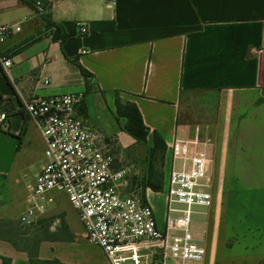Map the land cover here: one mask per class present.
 <instances>
[{"label": "crops", "instance_id": "obj_1", "mask_svg": "<svg viewBox=\"0 0 264 264\" xmlns=\"http://www.w3.org/2000/svg\"><path fill=\"white\" fill-rule=\"evenodd\" d=\"M0 24L20 27L0 45L13 61L7 74L0 69V95L16 110L0 127V219L11 200L9 176L32 134L44 149L23 102L81 93L77 114L111 143L113 168L127 171L115 162L137 142L120 137L125 119L117 115L115 99L121 97L137 108L149 129L147 140L156 132L166 146L163 189L173 137L210 140L205 166L210 205L196 211L191 226L205 251L203 264L211 260L208 220L217 221L224 240L234 238L233 260L264 261V0H116L114 6L106 0H49L45 14L25 0H0ZM93 103L109 110L117 129L97 121ZM40 157L24 186L25 199L43 152ZM163 189L146 193L160 228ZM40 246L37 258L48 261ZM0 257L29 264L26 252L1 240Z\"/></svg>", "mask_w": 264, "mask_h": 264}, {"label": "built area", "instance_id": "obj_2", "mask_svg": "<svg viewBox=\"0 0 264 264\" xmlns=\"http://www.w3.org/2000/svg\"><path fill=\"white\" fill-rule=\"evenodd\" d=\"M106 2L116 4V0ZM33 6L41 14L47 12L40 1ZM78 28L81 34L86 32L83 24ZM19 31L18 25L0 24V45ZM12 66V59L0 52V69L7 74ZM82 101L81 93L71 92L23 102L43 141L44 162L28 187L18 224L27 227L42 220L55 191L66 196L84 239L102 251L108 264H202L205 251L194 239L191 224L195 209L210 205L205 172L210 140L173 137L167 150L170 169L160 228L148 202L123 194L126 171L113 168L111 143H105L77 114ZM4 121L5 113L0 111V127Z\"/></svg>", "mask_w": 264, "mask_h": 264}, {"label": "rangeland", "instance_id": "obj_3", "mask_svg": "<svg viewBox=\"0 0 264 264\" xmlns=\"http://www.w3.org/2000/svg\"><path fill=\"white\" fill-rule=\"evenodd\" d=\"M117 99L122 103L124 102L121 97H117ZM92 108L94 111L93 114L99 118L97 121L101 125L109 127L113 123L114 127L117 129L116 122H110V113L106 107L102 108L99 103H93ZM79 117L88 125L89 122L87 118ZM104 121L107 123H104ZM106 132L108 133V130ZM120 137L124 142L125 137L131 141L130 135L126 132L124 135L121 134ZM123 141L120 140V143L122 146H125ZM151 144V141L148 140H146L145 143H137L134 149L132 148L127 151L129 154L122 150L120 161L116 160L115 162L116 166L119 168L127 169L126 173L128 172L130 175L128 177L129 182L126 180L123 186V194L128 197H135L145 203L147 202L146 193L148 192L150 194V189L145 188L144 183L147 176L145 164L148 159V151ZM24 149L25 156H17L15 168L8 179L11 200L4 209L5 217L2 221L12 224H17L18 215L25 206L24 201L26 192L24 186L32 180L39 168V160L43 148L37 134L31 135V140ZM133 155L136 157L135 159H133ZM165 166L169 172L170 164L167 163ZM52 194L55 196V199L48 207L45 217L34 225L29 226L26 229V233L22 236L23 239H32L36 236L41 240V254L47 256L49 259L48 261H50L46 264H56L53 261H57L59 264H95L100 261L106 262L101 251L95 248V246L87 243L84 239L82 226L78 220L77 213L69 204L66 196L55 191L52 192ZM202 209L203 208H196L195 210L200 211ZM197 218L203 219L205 217L198 216ZM61 221L64 222V226L61 225ZM191 226H193V224H191ZM197 227L203 228V225L198 224ZM206 230L210 236L205 246L212 248V251L210 250L208 253L211 256L210 264L257 263L238 262L232 259V250L236 247L234 238L228 237L224 240V238L220 236L221 230L219 229L217 221L208 220L206 223ZM198 237L200 239L202 238L201 233ZM24 246L29 247L28 244Z\"/></svg>", "mask_w": 264, "mask_h": 264}, {"label": "trees", "instance_id": "obj_4", "mask_svg": "<svg viewBox=\"0 0 264 264\" xmlns=\"http://www.w3.org/2000/svg\"><path fill=\"white\" fill-rule=\"evenodd\" d=\"M40 1L44 8L49 7V0H29L28 4L34 8L33 3ZM83 75L87 77V73L81 70ZM115 109L119 117L125 119L124 130L127 132L137 143H145L149 135V129L143 125L140 113L134 104L129 102H120L115 99ZM5 112V122L12 116L16 110L12 103L8 100L2 99L0 95V111ZM151 147L148 151V170L145 179L144 187L150 189L153 192H161L163 189V166L165 162L166 146L162 139L156 132L151 134ZM0 219V240L8 242L17 251L26 252L29 259V264H46L50 261H40L37 258L38 246L41 242L36 236L32 239H23V235L26 233V228L17 224L7 223ZM61 225L64 226V222L61 221ZM29 245V247L24 245ZM2 264H9V259L0 257ZM59 264L57 261H53Z\"/></svg>", "mask_w": 264, "mask_h": 264}]
</instances>
